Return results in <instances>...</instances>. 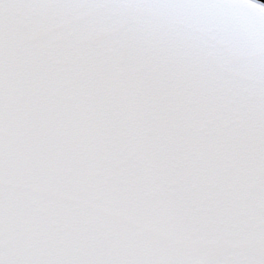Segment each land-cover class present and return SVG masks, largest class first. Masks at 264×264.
<instances>
[{
  "label": "snow or ice",
  "instance_id": "1",
  "mask_svg": "<svg viewBox=\"0 0 264 264\" xmlns=\"http://www.w3.org/2000/svg\"><path fill=\"white\" fill-rule=\"evenodd\" d=\"M0 264H264V4L0 0Z\"/></svg>",
  "mask_w": 264,
  "mask_h": 264
},
{
  "label": "water",
  "instance_id": "2",
  "mask_svg": "<svg viewBox=\"0 0 264 264\" xmlns=\"http://www.w3.org/2000/svg\"><path fill=\"white\" fill-rule=\"evenodd\" d=\"M255 2L260 3V4H264V0H255Z\"/></svg>",
  "mask_w": 264,
  "mask_h": 264
}]
</instances>
